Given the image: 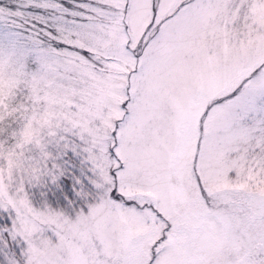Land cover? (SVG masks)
<instances>
[{
    "label": "snow or ice",
    "instance_id": "6c2138e0",
    "mask_svg": "<svg viewBox=\"0 0 264 264\" xmlns=\"http://www.w3.org/2000/svg\"><path fill=\"white\" fill-rule=\"evenodd\" d=\"M0 264H264V0H0Z\"/></svg>",
    "mask_w": 264,
    "mask_h": 264
}]
</instances>
